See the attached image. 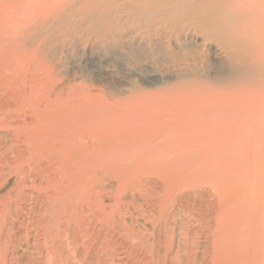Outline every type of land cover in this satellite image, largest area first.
<instances>
[{
	"label": "bare ground",
	"instance_id": "obj_1",
	"mask_svg": "<svg viewBox=\"0 0 264 264\" xmlns=\"http://www.w3.org/2000/svg\"><path fill=\"white\" fill-rule=\"evenodd\" d=\"M235 1L214 15L264 17ZM249 55L233 63L247 84L130 107L1 64L0 264H264V46Z\"/></svg>",
	"mask_w": 264,
	"mask_h": 264
},
{
	"label": "rangeland",
	"instance_id": "obj_2",
	"mask_svg": "<svg viewBox=\"0 0 264 264\" xmlns=\"http://www.w3.org/2000/svg\"><path fill=\"white\" fill-rule=\"evenodd\" d=\"M217 3L223 2L0 0V29H7L0 30L6 40L0 37V66L10 61L19 73L17 80L23 74L25 78L20 80L27 78V84L32 79L43 85L46 82V87L62 91L63 96L71 88L76 94L81 90L103 98L102 102L116 101L120 103L118 107H130L136 101L135 92L140 91L146 97L164 100L171 99L169 92L175 95L179 90L192 89L194 82L224 89L247 84L253 78L239 76L233 63L239 66L243 62L240 60H246L249 64V54L264 46V31L250 38L256 26L264 27V17L253 12V7L243 6V0H237L233 6L238 12L242 11L241 5L251 11H242L241 15L235 12V22L230 25L214 15ZM233 6L221 7L230 12ZM245 38L246 43H241ZM42 61L50 67L46 68ZM189 85L191 88H187Z\"/></svg>",
	"mask_w": 264,
	"mask_h": 264
}]
</instances>
